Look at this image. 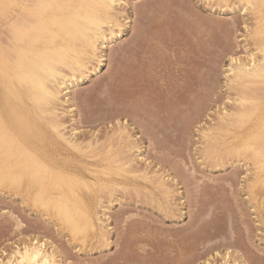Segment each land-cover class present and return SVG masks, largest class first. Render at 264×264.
<instances>
[{"label":"rangeland","instance_id":"rangeland-1","mask_svg":"<svg viewBox=\"0 0 264 264\" xmlns=\"http://www.w3.org/2000/svg\"><path fill=\"white\" fill-rule=\"evenodd\" d=\"M261 9L264 16V4ZM114 14L116 35L98 46L96 58L85 57L88 73L60 96L66 136L75 129L80 151L44 141L49 149L50 144L63 149L61 159L87 181L82 190L105 238L89 230L73 241L59 222L5 184L0 186V258L37 238L56 250L58 264H218L216 253L228 247L244 264H264V203L258 190L248 187L252 167L243 155L223 154L219 160L210 151L219 133L207 134L219 127L220 115L237 107L231 68L246 63L248 53L262 55L251 37L252 9L240 0H125L114 5ZM96 60H102L100 67L91 73ZM71 104L73 120L67 112ZM131 146L137 149L129 152ZM108 150L122 161L131 157L142 170L135 169L136 176L146 174L136 177L129 168L132 175L127 168L120 173L119 163L102 172L100 165L107 168L112 154ZM110 179L124 185L112 187ZM157 179L166 189H156ZM16 219L23 224L19 234Z\"/></svg>","mask_w":264,"mask_h":264},{"label":"bare ground","instance_id":"bare-ground-1","mask_svg":"<svg viewBox=\"0 0 264 264\" xmlns=\"http://www.w3.org/2000/svg\"><path fill=\"white\" fill-rule=\"evenodd\" d=\"M124 1L0 0V186L7 184L13 195H19L23 201L28 200L33 206L41 207L44 214L54 218L68 231V236L73 241L85 238L89 230L98 232L103 239L105 229L102 221L94 219L95 217L91 215L89 209L91 200L84 195L82 190L83 187L88 188L87 181L84 178H77V173H74L71 165L61 159L63 149L55 147L58 141L75 151L82 146L77 141L75 129L71 130L68 137L66 136L64 122H62L65 112L60 109L62 105L60 96L64 89L68 92L73 91L78 86L81 76L88 73L86 69L88 62H85V57L96 58L98 46L103 47L116 35L111 29L118 24L114 14V5ZM214 1L227 2V0ZM240 1L244 3V6L250 7L255 14L256 27L251 37L258 45L256 51H262V55L258 54L260 57H257L254 52L248 53L246 63L238 61L239 63L231 68L232 82L238 89L237 97L232 102L235 103L234 105L237 104V107L231 112L220 115L217 124L219 127L208 130L207 134L219 133L217 138L214 136L215 143L210 147V151L216 152L219 160L223 154L244 156L252 167V179L248 187L254 191L258 190L257 195L262 197L264 203V16L261 9L264 0ZM106 32L109 34L106 35ZM156 45L158 47V44ZM152 55L153 53L151 57ZM101 61H97L96 69L93 68L91 73L98 71ZM155 64L153 63L154 66ZM153 68L152 70L155 69ZM143 81L145 80H142V84ZM67 112L73 120L74 104L69 105ZM256 123H259V128L256 127ZM44 128H50V132L46 133ZM46 140L52 141L55 146L50 144L48 146L52 148L45 147L44 141ZM133 149H137L136 146L129 147L128 151ZM110 153L112 152L108 150L107 155ZM116 154L112 153L108 155L109 159L106 158L109 164L107 168L104 169L103 167L106 166L100 165L102 172L109 170L113 163H119L115 168L120 170V173L129 168L136 176L138 168L131 157L124 158L125 161H122L123 158L118 159L116 156L119 154ZM101 160L103 162L104 159ZM129 170L128 174L131 172ZM140 173H137V176L142 177L146 174L145 172ZM142 173L145 174L142 175ZM146 176L147 179L150 178ZM110 180L112 184L115 183L112 187L116 185L119 189L124 185L120 182L121 179L118 182ZM104 183L102 186L105 185ZM155 184L159 191L161 188L166 189L161 179H157ZM126 185L128 186V183ZM106 186L110 185L107 183ZM127 186L121 189L126 190ZM130 188L135 189L134 191L136 188L137 191L139 189L134 186ZM166 193L165 191L164 194ZM262 216L264 217V208ZM14 226L17 231L23 224L17 220ZM229 248L224 254L216 253L220 257L218 264H244L242 255H238V252ZM11 251L9 255L3 253L4 258H0V264H58L56 250L41 239H30L23 247L15 246ZM203 264L214 263L204 261Z\"/></svg>","mask_w":264,"mask_h":264}]
</instances>
